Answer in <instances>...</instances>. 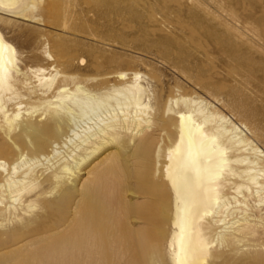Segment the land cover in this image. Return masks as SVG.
<instances>
[{"label":"bare ground","instance_id":"1","mask_svg":"<svg viewBox=\"0 0 264 264\" xmlns=\"http://www.w3.org/2000/svg\"><path fill=\"white\" fill-rule=\"evenodd\" d=\"M250 1L184 0V19L148 0H0L1 264H103L108 250L114 264H123L131 250L143 261L132 258L130 264H147L144 252L158 245L147 235L161 198L171 203L172 231L160 249L168 264H218L224 255L264 264V3L252 7ZM55 9L62 14L55 16ZM22 21L134 50L138 37L131 42L109 34L165 31L154 42L166 46L194 43L204 28L206 37L226 47L231 84L197 78L196 66L183 65L181 53L166 46L162 60L214 99L188 91L178 79L161 82L158 69L155 76L113 71L106 75L111 86L76 83L71 89L65 81L77 75L31 64L32 58L54 60L52 48L62 45V35ZM103 26L109 33L100 31ZM24 29L40 35L41 48H17L13 36L23 40ZM91 114L97 120L84 128ZM125 162L137 178L150 171L157 180L155 190L131 195L151 204L139 216L144 227L132 243L101 230L112 212V183L121 181L113 182V174ZM67 190L73 204L66 218L57 219Z\"/></svg>","mask_w":264,"mask_h":264},{"label":"rangeland","instance_id":"2","mask_svg":"<svg viewBox=\"0 0 264 264\" xmlns=\"http://www.w3.org/2000/svg\"><path fill=\"white\" fill-rule=\"evenodd\" d=\"M148 1L154 7H163L170 14H172L173 17L179 16L184 19L187 18V10L183 4L184 0ZM259 1H262L261 3H264V0H251L249 3L252 7H257L261 4L259 3ZM39 4L40 3L37 2L38 8L40 9V7L43 5ZM207 5L209 4L207 3ZM54 12L55 16H60L62 14V11L59 9H55ZM137 13L139 14L140 11L139 8L136 7L134 17H136ZM89 16L90 17L88 18L93 20L92 14H90ZM22 23L26 25V28L35 27L44 31H52L54 34L62 35V45L52 48L54 60H48L43 57L32 58L31 64H33V66H37V64H39L38 66H50L51 64H54L57 65L61 73L77 75L76 79H70L65 81V83H67L68 87L71 89L75 88L76 83L84 85L87 88L93 89L111 86L114 84V81L111 78H107L106 75L113 71L123 69H138L143 75L146 74L149 76H155L154 71L158 69L160 74H158L157 77H159L161 82L163 80L173 82L174 80L178 79L186 85V89L188 91L194 90L202 94L207 99L209 98V100L214 99V97L211 96V93L200 89L199 87H195L197 86L196 82L190 80L187 76L183 75L168 61L162 60V58L160 57L161 50L163 47L166 46L172 48L174 50V53H181V56L184 60V62H182L183 65L186 64L192 66L193 64L196 66L194 67V71L192 72L194 75H196L197 78L210 82L214 85L231 84L229 82L227 72L226 70H224L227 55L223 51V49L226 47L224 44L217 43L216 40L206 37L203 33L204 28L200 30V37L198 39H195L196 41L194 43H179L176 41H172L167 44L165 43L166 46L158 45L156 44V42H154L157 38L156 36L160 34H166L165 31L156 32L157 35H145L144 33H141L139 31L137 33H131L128 31L126 33L120 32V34L119 32H113L109 34L112 37H115V39H120L118 38V36L120 35L125 36L131 42L135 37H138L136 43L134 44L136 47H138V49L134 50L127 48L122 49V47L118 43L105 42L97 37L94 38L93 36H89L79 31L67 30V32H61L60 29L45 27L43 25L31 23L29 21H22ZM80 24H82V21L79 20L74 22L73 26L77 28L78 25L80 26ZM100 31L109 33V29L106 26L100 27ZM25 32L27 35L25 34ZM23 33L25 34L23 40L18 39L17 36H13V39H15L13 43L17 46L18 49L21 48L24 51H30L32 49L38 50L39 48H41V38L39 34L36 35L37 32H33L29 29H24ZM143 50L148 51L150 53L145 52ZM201 50H207V52L209 53L208 57L204 56ZM139 59L147 61L152 66L147 67L146 65L142 64V61ZM70 60L71 63H69ZM176 74H178V76ZM61 81L62 77H59L58 82L61 83ZM154 82H156L155 79ZM190 84L192 85V87ZM148 99H150V103L153 102L152 98ZM100 113L103 114V117L107 116V112L105 110L100 111L99 114ZM96 120L97 117L95 116V114H91L83 123L84 128L94 126ZM138 155L140 157H143L142 154ZM96 159L97 158H94L90 162H87L86 165H90L92 162L96 161ZM142 159H145V157H143ZM125 163L122 164L123 166L121 165L122 167H120V169L115 174H113L112 177L113 182L116 177H120L121 179L120 183L118 184L112 183V192L114 198L112 212L110 214L108 212V215L105 217L106 221L102 217L105 215H100L99 217L104 220L101 227V230L103 231L104 235L108 236L113 233L117 237L123 236L127 240L130 239L129 242L132 243L133 241H136V239L139 237L138 234L140 232V229L144 227V225L140 222L142 220H139V216H144L146 213L151 211V204L149 202L146 203L145 201L139 203V201L137 202L131 195H133L135 192L155 190V184L157 180H155L152 175H149L150 171H148L146 176L137 178V172L134 166L130 165L127 162ZM70 193L71 191L67 190L61 196V202H63V204L61 205L62 207L56 210L55 217L57 219H63L68 216L70 206L73 204L74 201V197ZM119 202L122 204H120ZM155 205L156 209L154 211V223L148 230L147 236L148 239L158 245H153V247L146 250L144 252V256L146 258L147 264H168L167 257L163 254V252H161L160 249L161 246L164 247L166 245L167 237L172 231V225L169 221L171 203H169L167 199L161 198L160 202L155 203ZM141 255V252H134L133 250H131L128 254L124 255L126 261L123 260L122 263L130 264L132 258H141V261H143V255L142 257ZM102 256L103 264H114V251H105L103 252ZM1 258L3 257L0 255V262ZM141 264L145 263L142 262ZM205 264H210V261H205ZM218 264L255 263L250 261H245L244 263H242V260L237 255H224V257L222 256V258L218 260Z\"/></svg>","mask_w":264,"mask_h":264}]
</instances>
